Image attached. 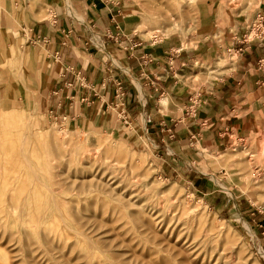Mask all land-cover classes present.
Returning <instances> with one entry per match:
<instances>
[{"label": "rangeland", "instance_id": "obj_1", "mask_svg": "<svg viewBox=\"0 0 264 264\" xmlns=\"http://www.w3.org/2000/svg\"><path fill=\"white\" fill-rule=\"evenodd\" d=\"M89 1L85 10L92 7ZM195 1L93 0L98 15L121 22L124 30L133 25L141 34L146 28L150 49L183 51L186 69L175 87L181 95L161 98L165 115L153 131L150 122L159 116L148 114L146 86L136 79L127 86L122 79L130 73L113 56L111 43L126 42V34L108 29L101 38L85 21L83 47L69 60L47 45L40 26L18 27L9 40L0 29V91L13 72L18 80L12 87L21 89L12 88L0 100V157L6 152L12 160L6 175L0 166V264H264V108L241 133L226 135L219 148L208 144L206 151L196 142L201 105L196 88L237 69L247 47L236 52L232 39H242L246 25L239 11L230 16L238 30L225 33L228 38L213 34L208 40L214 54L195 66L193 39L204 41L206 35L196 38L193 32ZM3 16L0 7V25ZM47 16L43 10L38 23ZM116 23L112 27L120 30ZM12 42L19 47L14 56ZM262 59L256 66L263 76L258 100L264 103ZM151 87L159 102L164 90ZM131 91L134 102L127 97ZM14 100L22 107L10 119L1 112ZM185 122L193 132L184 129V142L175 146L171 133ZM159 130L167 132L166 142ZM21 150L28 163L18 162ZM48 186L66 209L56 211L48 203V210H40L48 204L31 195L19 212L22 204L17 208L12 199L19 188L45 196Z\"/></svg>", "mask_w": 264, "mask_h": 264}, {"label": "crops", "instance_id": "obj_2", "mask_svg": "<svg viewBox=\"0 0 264 264\" xmlns=\"http://www.w3.org/2000/svg\"><path fill=\"white\" fill-rule=\"evenodd\" d=\"M235 1L238 5L237 7L232 6ZM248 1H250L248 5H246L247 0L195 1L194 7H196V10H193L192 17L195 20L194 24L197 26H193V32L196 38H199L198 33L206 34L203 35L205 37L204 41H195L193 39L195 66L204 60L209 61L214 54L216 49L214 42L213 40H208L213 34L222 33L223 38H228L225 33L238 30L235 21L229 22L230 16L235 15L239 11L243 16L242 23L246 25L244 28H246L258 13L264 14V0ZM89 4V0H5L3 5L0 4L1 11L4 12L0 29L3 30L9 40V38H16L18 27L22 28L28 25L34 30L36 26H40L42 36L48 37L47 45L54 47V49L58 48L56 50H61L63 57L69 60H72L76 53H80L83 47L79 36L88 29L85 27V21L89 22V24L92 23L95 35L101 38H106L105 35L109 31L108 29H112L110 31L114 35L118 34L121 36L126 34V42L121 44L111 43L112 48H115L113 56L114 58L122 59L120 62L124 64L123 68L130 73V76L125 75L122 79L127 86L132 87L135 79L146 86L145 97L147 98H145V101L146 106L149 107L148 114L150 117L159 116L156 120L150 122L149 129L152 131L158 130L160 128L159 122L163 118L161 115H165L161 112V98L174 97L173 99H176V97L179 98L181 95L175 94V87L181 81L178 76H183L186 69V60L182 57L183 51L177 50L173 46L168 49L152 50L150 49L149 40L146 38V32H148L146 28H143L142 36L140 32L133 29V25L129 31L128 29L124 30V26L120 25L122 24L121 22L116 23L117 21L111 20V18L107 19L105 16L98 15V9L94 7L93 0H91L92 7H87V10H85L84 5L87 6ZM43 10L48 13L44 24L38 23V16ZM129 17L127 16L124 21L128 20ZM210 17L224 18L210 20ZM225 17H228V19ZM140 20L147 21L148 17L145 18L144 16L143 18V15H141ZM112 23H116L120 30H114ZM241 27L243 26H240V29ZM139 37H145V42H143L144 39L140 42ZM241 40L240 36L239 38L235 36L232 39L234 46L238 47L237 51L234 48L236 52L239 53V48L241 47H247L240 51L241 60L237 62V69L226 71L222 73L220 78L213 80L210 84L205 83V85H200L196 88V95L201 99V105L198 109V120L196 121L199 131V135H196V142H199V147L201 148H206L208 144L219 148L224 142L226 135L228 136L229 133L234 135L241 133V128L244 127L245 123L252 124L254 112L264 108V103L258 100L262 96L260 91L262 86L259 83L263 76L256 66L258 57L264 55V39L263 41L257 40L249 44ZM226 42L228 46L231 41ZM230 46H233L232 43ZM229 50L232 49L229 48ZM195 77L198 78L196 71ZM151 85H157L158 91L164 90L160 95L159 102L155 98L159 94L154 93L155 90L153 91ZM136 96V93L132 91L127 95L131 102L136 101ZM173 109H175L172 111L173 113L178 112L176 107H173ZM189 125L188 122H185L180 126L181 128L173 130L170 138L174 139L175 136L177 137L173 141V145L178 146L179 143L181 145L184 142L182 137L187 136L182 134L184 129L189 130L188 134L193 132L192 128L194 126L189 127ZM159 132L163 135L161 141L166 142L168 137L165 139L164 135L167 132L163 130H159ZM159 135L157 134V136ZM207 149L205 150L207 151ZM202 151H200V154ZM190 158H193V156Z\"/></svg>", "mask_w": 264, "mask_h": 264}, {"label": "bare ground", "instance_id": "obj_3", "mask_svg": "<svg viewBox=\"0 0 264 264\" xmlns=\"http://www.w3.org/2000/svg\"><path fill=\"white\" fill-rule=\"evenodd\" d=\"M4 1L5 0H0V4L3 5ZM18 48L19 47H18V45H17L16 42H12L9 45V51H10L11 56H14L15 55V53L18 50ZM16 75H17V73L16 72H13L12 75H11V78L10 79H6L4 81V83L9 84L8 82H10V80H11L10 85L7 87V89L6 90H3V91H0V98H1L0 100H2L3 98H5L6 96L10 95L11 93H13L14 90L12 88H14L15 90H21V89H19L17 87H12L13 84H16L17 83L18 77ZM17 94L21 97V99L24 98V94L22 92H19L18 91ZM20 105H21L20 100H14V101H12L10 103V105H9L10 108L8 110H6L5 112L2 111L1 113L4 114L5 116H9L10 119H11L12 118V115L15 114V113H17V111L19 110V107L20 108L22 107ZM19 153H20V155H19V158H18V162L28 163V155H27V153L25 151H22V150ZM2 154H3V157H0V166L1 167H4L5 168V171H6V168L12 162V160L9 159V157H7L8 154L6 152H2ZM83 159H89V157L86 156V157H83ZM13 168H15V166H13L12 169ZM7 172L8 171H6L2 175H6ZM0 177H1V174H0ZM103 182L104 181H101L100 184L108 187L111 192L115 190V189L112 188V186L110 184H108L107 182H104V183ZM74 183H75V180L72 181V184H74ZM82 185H81V187H83ZM45 188H46L45 196L42 195L41 191L38 190V189H35V190L31 191L29 194L25 195L26 192H27L26 189L25 188H19V194L18 195L17 194L16 195H13V198L12 199L14 201L13 200L12 201H13L14 204H16V207L17 208L19 207V204H22L23 207L20 209L19 212H22V211H24L26 209L25 203H27L29 201V198H30L31 195H32L31 197L34 200H36V201L41 202L42 199H43V200H45V204L52 203L53 206H55L56 209H54V210H56V211H60L62 209H66L65 208V205L64 206H61L60 205V202H62V200H64V199L61 196H59L53 188H50V186L45 187ZM23 200H24V202H22ZM49 207L50 206L48 204V205H42V206L37 207V208L40 209V210H42V209L48 210ZM209 262H210V260H209Z\"/></svg>", "mask_w": 264, "mask_h": 264}, {"label": "built area", "instance_id": "obj_4", "mask_svg": "<svg viewBox=\"0 0 264 264\" xmlns=\"http://www.w3.org/2000/svg\"><path fill=\"white\" fill-rule=\"evenodd\" d=\"M264 39V14L258 13L256 17L252 20L245 28L242 40L244 43L249 44L250 42H255L257 40L263 41ZM260 67H264V59L260 62ZM198 98V97H197Z\"/></svg>", "mask_w": 264, "mask_h": 264}]
</instances>
